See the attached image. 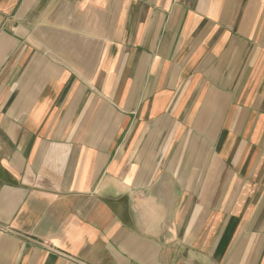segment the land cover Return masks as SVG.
Wrapping results in <instances>:
<instances>
[{"label": "crops", "instance_id": "1", "mask_svg": "<svg viewBox=\"0 0 264 264\" xmlns=\"http://www.w3.org/2000/svg\"><path fill=\"white\" fill-rule=\"evenodd\" d=\"M0 264H264V0H0Z\"/></svg>", "mask_w": 264, "mask_h": 264}]
</instances>
